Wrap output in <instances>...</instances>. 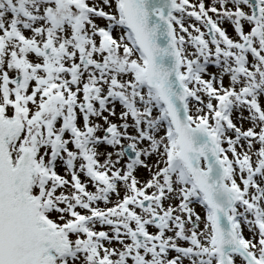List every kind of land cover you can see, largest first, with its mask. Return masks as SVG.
<instances>
[{
  "label": "snow or ice",
  "instance_id": "6c2138e0",
  "mask_svg": "<svg viewBox=\"0 0 264 264\" xmlns=\"http://www.w3.org/2000/svg\"><path fill=\"white\" fill-rule=\"evenodd\" d=\"M0 264H264V0H0Z\"/></svg>",
  "mask_w": 264,
  "mask_h": 264
}]
</instances>
